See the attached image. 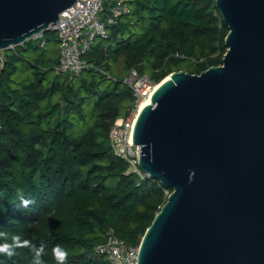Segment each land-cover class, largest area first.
Here are the masks:
<instances>
[{
    "label": "trees",
    "instance_id": "1",
    "mask_svg": "<svg viewBox=\"0 0 264 264\" xmlns=\"http://www.w3.org/2000/svg\"><path fill=\"white\" fill-rule=\"evenodd\" d=\"M126 6L116 23L106 26V44L91 43L83 55L87 66L77 75L57 71V49L54 57L29 63L30 75L18 78V51L4 52L0 232L7 236H0V243L18 234L37 248L43 245L44 264H57L56 245L68 251L66 264H108L93 251L106 232L138 246L166 198L158 181L127 173L126 162L111 150L113 120L136 106L125 77L108 73L110 62L122 60L126 74L134 68L157 84L173 71L198 74L220 65L226 51L228 28L214 0H127ZM34 48L26 42L21 47ZM104 79L110 82L99 90ZM18 189L34 203L22 206ZM32 259L31 249L17 248L12 257L0 255V264H32Z\"/></svg>",
    "mask_w": 264,
    "mask_h": 264
},
{
    "label": "water",
    "instance_id": "2",
    "mask_svg": "<svg viewBox=\"0 0 264 264\" xmlns=\"http://www.w3.org/2000/svg\"><path fill=\"white\" fill-rule=\"evenodd\" d=\"M75 1L0 0V50L53 31ZM214 6L221 64L171 72L135 120L139 169L170 190L137 264H264V0Z\"/></svg>",
    "mask_w": 264,
    "mask_h": 264
},
{
    "label": "built area",
    "instance_id": "3",
    "mask_svg": "<svg viewBox=\"0 0 264 264\" xmlns=\"http://www.w3.org/2000/svg\"><path fill=\"white\" fill-rule=\"evenodd\" d=\"M127 0H76L71 6L61 11L58 21L51 27L57 34L59 57L57 71L73 76L87 66L83 55L96 37H107V25L116 23L117 18L127 11ZM104 14V17H102ZM45 42L43 33L32 38ZM29 40V39H28ZM12 47L11 50H13ZM5 60L4 51L0 50V67ZM124 81L129 85L135 102V109L124 117L113 120L109 129V144L114 155L127 164V173H134L139 179L149 177L139 169L138 146L133 145L132 133L138 114V105L153 90L156 83L146 74H138L134 68L129 69ZM170 190L165 189V196ZM96 255L104 256L108 264H137L138 246L128 245L117 237L111 229L105 239L94 247Z\"/></svg>",
    "mask_w": 264,
    "mask_h": 264
},
{
    "label": "rangeland",
    "instance_id": "4",
    "mask_svg": "<svg viewBox=\"0 0 264 264\" xmlns=\"http://www.w3.org/2000/svg\"><path fill=\"white\" fill-rule=\"evenodd\" d=\"M50 31L51 30H47V31L43 32L44 37H46ZM49 38H50V40L47 42V44L45 46L40 45L39 40L29 39V40L25 41L26 43H30V45H33V46L35 45L36 48H34V49H28V50L21 49V47L24 45V43L15 46V49L18 51V54L20 56V58L15 61V65L18 67L17 68L18 71L16 72V76L18 78H23L27 75H30L31 71L34 68L32 66L28 67L29 63H34V64L37 63L38 58H40V57H42V58H45L46 56L47 57H54V55H55L54 50L58 49V51H59V44L57 41L56 32L52 31V34L50 35ZM92 44L93 45H97V44L105 45L106 41L103 39H100L99 37H96ZM3 51L9 55L13 53L12 50H3ZM43 53L45 55H43ZM108 73H110L112 75V77L117 78V79L124 78L126 73H125V70L123 67L122 60H118L117 62H110V69H108ZM96 78L99 79L98 76ZM109 82H110L109 79H104V80L100 81L98 84L99 90L102 89L103 87H105L106 85H108ZM90 108H91V104L87 105L85 108V113L88 112V110ZM138 108H139V105H138L137 109ZM87 118H89V114L86 115V120H87V122L90 121Z\"/></svg>",
    "mask_w": 264,
    "mask_h": 264
},
{
    "label": "clouds",
    "instance_id": "5",
    "mask_svg": "<svg viewBox=\"0 0 264 264\" xmlns=\"http://www.w3.org/2000/svg\"><path fill=\"white\" fill-rule=\"evenodd\" d=\"M2 195V193H0ZM18 195L21 199V204L24 207H28L34 203V200L25 199L23 191L18 189ZM7 236V233L0 232V236ZM0 243V255L12 257L16 254L17 248H29L33 253L32 264H44L42 256L44 254V247L41 245L39 248L36 247L30 240H24L20 235H12L10 242ZM52 255L57 264H66L68 259V251L61 245H56L52 249Z\"/></svg>",
    "mask_w": 264,
    "mask_h": 264
},
{
    "label": "bare ground",
    "instance_id": "6",
    "mask_svg": "<svg viewBox=\"0 0 264 264\" xmlns=\"http://www.w3.org/2000/svg\"><path fill=\"white\" fill-rule=\"evenodd\" d=\"M169 78V75L166 76L163 80H161L159 83H157L154 87V90L157 89V87H159V85L161 83H163L164 81H166L167 79ZM153 90V91H154ZM153 91L144 99L141 101L140 105H139V108H138V111H140L145 105L149 104L150 103V98H151V95L153 93Z\"/></svg>",
    "mask_w": 264,
    "mask_h": 264
},
{
    "label": "crops",
    "instance_id": "7",
    "mask_svg": "<svg viewBox=\"0 0 264 264\" xmlns=\"http://www.w3.org/2000/svg\"><path fill=\"white\" fill-rule=\"evenodd\" d=\"M102 17H104V14H102Z\"/></svg>",
    "mask_w": 264,
    "mask_h": 264
}]
</instances>
